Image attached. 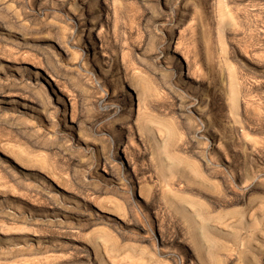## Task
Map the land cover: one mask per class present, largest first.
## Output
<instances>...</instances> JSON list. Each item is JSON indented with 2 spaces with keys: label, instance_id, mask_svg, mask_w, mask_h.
I'll list each match as a JSON object with an SVG mask.
<instances>
[{
  "label": "rangeland",
  "instance_id": "1",
  "mask_svg": "<svg viewBox=\"0 0 264 264\" xmlns=\"http://www.w3.org/2000/svg\"><path fill=\"white\" fill-rule=\"evenodd\" d=\"M0 92V264H264V0H0Z\"/></svg>",
  "mask_w": 264,
  "mask_h": 264
},
{
  "label": "bare ground",
  "instance_id": "2",
  "mask_svg": "<svg viewBox=\"0 0 264 264\" xmlns=\"http://www.w3.org/2000/svg\"><path fill=\"white\" fill-rule=\"evenodd\" d=\"M232 88H233V86H232ZM234 90H235V88H234ZM230 92H233V91L230 90ZM230 97H231V100H232V102L231 101L230 102H231L232 106L235 107V105L237 103H235L236 100L234 99L233 93L231 94ZM200 101L202 102V100H200ZM200 101H199V103H200ZM231 109H232V107H231ZM182 110L184 111V109H182ZM204 111L205 110H200L199 107L197 109L193 110V112L197 113L198 116L201 119L203 117L202 121H203V124H205L204 129L206 131V128H208V127L210 128V125L212 124V121L210 120V117H211L210 114L208 112H204ZM188 114L191 115V111H189ZM168 128H166L167 131L165 132V135H161V137H160L161 140L159 141V144L154 143L155 145H153V148H152V155H153L154 161L156 163V166L158 167V172L160 174V177L163 178V179H165L167 177L165 170H171V168H176V173H180V174H177V175H181L182 177H184L188 181V183H191V182H199V183H202L203 184L204 183V180H205V177H204V175H202L199 172L198 167H195L194 166L195 163H193V165L192 164H189L187 161H184V160H181L180 158H178V155H176V156L174 155L173 156L174 153L172 155L170 154L169 149H172L173 147H175V145H176V149L178 148V142H177L178 140H177V132L175 133V131L172 130V128H169V129ZM140 132H141V130H140ZM206 133L208 134L207 131H206ZM191 134L193 136H195L197 134V130H194L193 129L191 131ZM209 134H211V137L212 138H215L214 137V134H212V132L209 133ZM147 137H148L149 141H155L154 135H152L150 137L147 136ZM160 144H164L165 145V150L163 149L161 151L162 147L160 146ZM164 153H165V155H167V159L169 158V160L171 161V166L170 167H168L167 165H164L163 164L162 154H164ZM225 156L228 158V156L226 154H225ZM167 159H166V161H167ZM175 162H176V164H175ZM164 183H165V186L163 187V190H166V191H163V198L165 200H167L168 203H170V204H172L175 201V199H176L177 209L181 211V213H182L183 217L186 219V221H189L190 217L188 216L186 210L184 208H179V204L181 202H184L185 201V204H186V202H188V201L185 200L184 195H183V197L180 195L183 198V200L181 199V197L178 196L179 195L178 190H176V197H175L174 194H171L170 195V193H167V192H170L171 191V188H170V185H169V183H168L167 180H164ZM140 192H141V190H140ZM147 192L148 191L145 190L144 193H141L140 198L142 199V196L145 197ZM179 198L181 200H179ZM189 201L192 202L191 200H189ZM260 218H263V216L261 215ZM203 219H202V221H203ZM242 219L244 220V218H242ZM256 220L259 221V218L254 216V221H256ZM193 225H194L193 222L192 223L190 222V227L193 228V229H195V227H193ZM201 229H202V234L201 235L204 237V239L209 240V243H210L211 242L210 240H212V239H211V236H209V232L207 230L208 229L207 224L206 223L203 224L201 226ZM191 236H192V239H194L195 241H197V240H199L200 234L195 233V231L192 230ZM195 250H196L197 255L199 256L200 255V250L198 248H196ZM199 257H200L199 258V261L203 262V257L202 256H199Z\"/></svg>",
  "mask_w": 264,
  "mask_h": 264
}]
</instances>
